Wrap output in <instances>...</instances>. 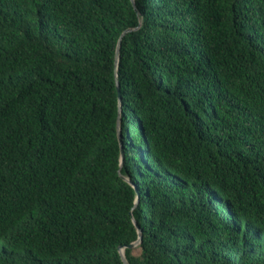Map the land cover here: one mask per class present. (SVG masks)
Returning <instances> with one entry per match:
<instances>
[{
    "label": "trees",
    "instance_id": "trees-1",
    "mask_svg": "<svg viewBox=\"0 0 264 264\" xmlns=\"http://www.w3.org/2000/svg\"><path fill=\"white\" fill-rule=\"evenodd\" d=\"M120 247L264 264V0H0V264Z\"/></svg>",
    "mask_w": 264,
    "mask_h": 264
},
{
    "label": "water",
    "instance_id": "water-1",
    "mask_svg": "<svg viewBox=\"0 0 264 264\" xmlns=\"http://www.w3.org/2000/svg\"><path fill=\"white\" fill-rule=\"evenodd\" d=\"M119 42H120V39H119V41H118V44H119ZM116 50H117V51H116V55H115V56H116V60H115V68H116L117 60H118V45H117V49H116ZM117 90H118V93H119V83H118V82H117ZM118 97L120 98V94H118ZM120 109H121V108H120V106H119V110H120ZM118 122H119V120H118ZM117 132H118V138H119V140L121 141V132H120L119 126H117ZM121 153H122V147H121ZM121 157H122V154H121ZM138 229H139V228H138ZM139 232H140V229H139ZM140 234H141V233H140ZM140 240H141V235H139V238H138L136 241L130 243L128 246L132 247V246L136 245ZM119 252H120V255H121V258H122L123 262H124L125 264H130V263L127 261L125 255H124L123 247H120V248H119Z\"/></svg>",
    "mask_w": 264,
    "mask_h": 264
}]
</instances>
